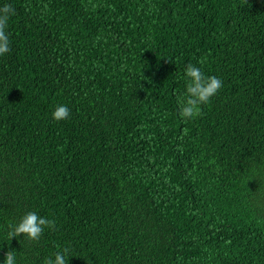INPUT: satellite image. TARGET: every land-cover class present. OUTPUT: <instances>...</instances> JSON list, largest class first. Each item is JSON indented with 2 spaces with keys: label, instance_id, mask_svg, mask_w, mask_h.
<instances>
[{
  "label": "trees",
  "instance_id": "16d2710c",
  "mask_svg": "<svg viewBox=\"0 0 264 264\" xmlns=\"http://www.w3.org/2000/svg\"><path fill=\"white\" fill-rule=\"evenodd\" d=\"M5 5L0 264H264V0ZM189 63L223 86L186 120Z\"/></svg>",
  "mask_w": 264,
  "mask_h": 264
},
{
  "label": "clouds",
  "instance_id": "9594fccd",
  "mask_svg": "<svg viewBox=\"0 0 264 264\" xmlns=\"http://www.w3.org/2000/svg\"><path fill=\"white\" fill-rule=\"evenodd\" d=\"M14 13L15 9L11 5L0 8V56H4L10 51V41L6 28L10 16ZM185 77L187 79L186 91L184 95L178 97V104L180 116L188 120L200 115L201 105L208 103L218 93L223 82L216 76H206L200 68L191 63L185 67ZM69 115L70 109L66 105H57L52 112V118L56 121L66 120ZM45 228L54 230L55 221L30 211L24 214L18 223L9 224L7 237L12 240L14 237L23 235L30 241H38ZM69 251V248L65 247L62 251H57L54 258L46 257L43 264H68L66 257ZM4 264H16L15 251L10 249L4 253Z\"/></svg>",
  "mask_w": 264,
  "mask_h": 264
}]
</instances>
